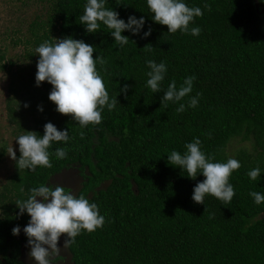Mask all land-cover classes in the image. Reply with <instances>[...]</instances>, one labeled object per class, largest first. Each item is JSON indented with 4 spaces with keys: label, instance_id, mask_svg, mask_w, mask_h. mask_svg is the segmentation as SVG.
I'll list each match as a JSON object with an SVG mask.
<instances>
[{
    "label": "trees",
    "instance_id": "16d2710c",
    "mask_svg": "<svg viewBox=\"0 0 264 264\" xmlns=\"http://www.w3.org/2000/svg\"><path fill=\"white\" fill-rule=\"evenodd\" d=\"M47 1L50 14L31 22L27 42L37 48L71 36L93 45V58L100 55L105 61L97 70L118 102L112 111L105 106L101 123L81 128L71 114L56 111L49 99L53 86L35 81L34 102L28 106L43 116L22 128L43 135L50 121L58 130L68 129L71 139L53 143L51 167L27 170L16 164L0 195V264H26L22 243L28 237L13 235L12 229L26 226L30 216L19 215L16 203L34 187L54 185L55 176L66 170L80 174L73 194L95 202L105 216L102 228L83 230L68 247L74 264H264V203L255 204L249 195L264 193V3L185 0L203 11L189 25L201 29L194 36L168 32L167 25L152 19L147 0H107L106 6L126 22L130 15L143 16L144 31L152 30L147 37L125 30L129 42L120 47L105 26L88 33L80 23L86 0ZM38 59L37 54L36 72ZM149 59L168 67L158 93L146 84ZM5 60L0 48V70L7 69ZM189 75L196 76L193 91L180 102L161 103L168 85L174 80L179 87ZM124 85L126 93L120 92ZM198 92L196 108L176 111ZM9 108L15 119V108ZM196 137L215 161L235 158L241 164L229 177L235 196L228 204L212 195L205 196V204L194 202V186L205 177L189 178L167 161L172 150L183 153ZM236 137L254 141L255 151L230 156L227 148ZM58 147L67 149L64 159L55 156ZM256 167L262 178L253 181L248 172Z\"/></svg>",
    "mask_w": 264,
    "mask_h": 264
},
{
    "label": "clouds",
    "instance_id": "9594fccd",
    "mask_svg": "<svg viewBox=\"0 0 264 264\" xmlns=\"http://www.w3.org/2000/svg\"><path fill=\"white\" fill-rule=\"evenodd\" d=\"M264 3V0H261ZM107 0H86L84 14L80 17V23L85 26L88 33H95L105 26L115 43L123 47L128 44L129 37L123 35L125 30L133 34L143 36L151 35V28L144 31L145 18H137L130 15L127 22L120 18L119 12L106 6ZM152 19L161 25L168 26V32L175 33L178 30L198 36L199 27H189L195 17L203 16L200 7H189L185 0H147ZM210 10V5H205ZM96 49L93 45L71 36L55 38L53 41H44L36 49L39 55L37 61L36 85L47 81L53 87L49 92V99L56 104V111L61 114H71L81 128L89 124H99L102 121V112L105 106L109 111L116 108L117 95L109 96L106 90L104 78L97 70V64L105 61L97 55L93 58ZM150 71L146 73L147 86L153 93L162 91V82L167 74L168 67L164 61L157 63L155 60H146ZM195 75L187 76L182 84L177 87L176 81H172L166 91L163 92L161 103L182 101L193 91ZM128 85H124L120 92L126 93ZM202 93L191 96L187 103H180L177 112H184L187 108H196ZM27 106V105H25ZM38 110L43 111L42 106ZM83 135V133H81ZM71 139L69 130H58L52 122L44 125V133L27 130L15 140L19 145L20 157L12 149L11 157L16 160L19 169L35 170L39 167H51L49 149L55 142L67 143ZM185 151L172 150L167 155L169 164L187 172L189 178L196 179L202 174L205 179L198 181L194 186L192 199L198 204H205V196L212 195L228 204L235 196L234 186L229 182L233 171L241 167L235 158H229L226 162L215 161V157L206 154L202 150V141L199 137L185 144ZM58 159L67 156V149L58 147L54 152ZM262 170L256 167L248 172L251 180L262 178ZM254 203H264V193L251 191ZM40 197L41 199H37ZM19 215L25 212L30 216L28 224L23 228L28 237L30 257L36 264H55L54 258L61 253L58 243L62 234H67L63 242V249L70 247L76 237L83 230L89 233L102 228L105 216L100 214L98 205L90 202L83 195H75L66 191L62 185L41 184L30 190L27 199L18 201ZM20 226L12 229L13 235H19Z\"/></svg>",
    "mask_w": 264,
    "mask_h": 264
},
{
    "label": "rangeland",
    "instance_id": "374dc122",
    "mask_svg": "<svg viewBox=\"0 0 264 264\" xmlns=\"http://www.w3.org/2000/svg\"><path fill=\"white\" fill-rule=\"evenodd\" d=\"M50 10L51 3L47 0H0V48L6 56L7 64L6 70H0V195L16 170V160L10 155L12 149L16 155L19 152L15 139L25 134L23 126H30L34 124L35 118L43 116L39 111L34 113L28 106L34 102L31 101L32 93H36L34 83L37 54L36 47L29 44L27 39L30 36L31 22L45 18L50 14ZM11 87H14L16 92H13ZM9 106L15 108V119ZM243 149L255 151L254 141L244 142L236 137L229 143L227 151L230 156L235 157ZM69 172L71 171H67V174ZM72 172L73 182L64 184L57 181L55 185L69 186L71 192L76 193L81 184L80 174L77 171ZM22 235L19 233V237Z\"/></svg>",
    "mask_w": 264,
    "mask_h": 264
},
{
    "label": "flooded vegetation",
    "instance_id": "af4514ba",
    "mask_svg": "<svg viewBox=\"0 0 264 264\" xmlns=\"http://www.w3.org/2000/svg\"><path fill=\"white\" fill-rule=\"evenodd\" d=\"M67 171H71V170H66V171H64V172H62V173H60V174H58V175L55 176V178L53 179L54 185L57 183V181L58 182L59 181H62L64 184H68V183H70V181L73 182L74 172L71 171V172H69L67 174ZM74 171H76V170H74ZM24 227L21 228L20 233H22L23 235L20 236V238H23V236L26 235L24 233V231H23V228ZM60 238L61 239L59 240L58 243L60 244L62 250H61V253L54 258L55 259L54 260L55 261V264H74L73 263V260H72L73 255H72L71 251L69 250V248L63 249V247H62L63 246V242H64L62 240L66 238L65 237V234H62ZM27 241H24L22 243V259L24 260V262L26 264H36L34 258L30 257V255H29L30 246L27 244ZM61 257H62V260H60Z\"/></svg>",
    "mask_w": 264,
    "mask_h": 264
}]
</instances>
